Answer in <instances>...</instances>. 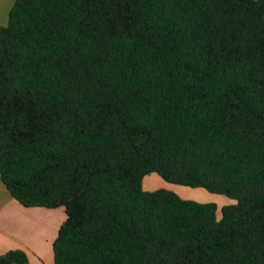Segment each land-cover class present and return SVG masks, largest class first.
I'll use <instances>...</instances> for the list:
<instances>
[{"label": "trees", "instance_id": "trees-1", "mask_svg": "<svg viewBox=\"0 0 264 264\" xmlns=\"http://www.w3.org/2000/svg\"><path fill=\"white\" fill-rule=\"evenodd\" d=\"M0 180L64 207L53 264H264V0H14Z\"/></svg>", "mask_w": 264, "mask_h": 264}, {"label": "crops", "instance_id": "crops-1", "mask_svg": "<svg viewBox=\"0 0 264 264\" xmlns=\"http://www.w3.org/2000/svg\"><path fill=\"white\" fill-rule=\"evenodd\" d=\"M13 3L0 0V26ZM63 221L54 208L21 205L0 180V254L18 248L27 253V264H53L52 244Z\"/></svg>", "mask_w": 264, "mask_h": 264}, {"label": "rangeland", "instance_id": "rangeland-1", "mask_svg": "<svg viewBox=\"0 0 264 264\" xmlns=\"http://www.w3.org/2000/svg\"><path fill=\"white\" fill-rule=\"evenodd\" d=\"M142 187L144 190L167 189L175 192L184 199H190L197 202H213L217 206V216H221L220 208L225 204L234 203L235 200L223 194H217L207 191L202 187H190L180 184L167 182L157 173H150L143 178ZM58 216L65 219V211L63 206L54 208Z\"/></svg>", "mask_w": 264, "mask_h": 264}]
</instances>
